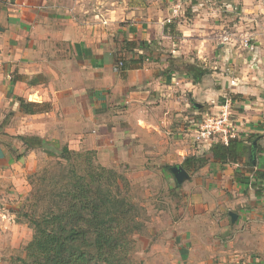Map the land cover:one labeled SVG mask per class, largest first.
<instances>
[{"label":"crops","instance_id":"obj_1","mask_svg":"<svg viewBox=\"0 0 264 264\" xmlns=\"http://www.w3.org/2000/svg\"><path fill=\"white\" fill-rule=\"evenodd\" d=\"M219 1L227 11L238 7L257 25L263 20L264 0ZM201 4L197 0H0V120L9 113L11 102L16 99L20 109L24 100L35 104V113L23 112L33 120L29 136L44 140L43 147L60 141L74 152L97 153L107 168L129 164L136 173L147 169L152 157L153 165L170 171L181 166L177 160L204 150L203 145L196 149L184 140L185 134L194 136L201 114L217 109L229 91L254 92L249 95L255 98L253 104H243V117L249 122L239 132L244 138L262 137V151L254 156L255 169L264 171V130L255 125L264 117L259 94L264 87L259 70L263 27L253 32L256 48L245 49L259 72L247 86L238 87L215 66L225 62L231 51L227 44L214 43L218 27L207 15L210 9L203 10ZM189 6L191 19L185 13ZM129 42L134 45L131 51L126 47ZM122 52L132 64L117 70ZM16 148L0 144V219L14 215L6 208L10 211L21 201L8 193L25 190L20 176L33 166L36 150L22 143ZM23 150L26 155L18 161L16 156ZM139 164L144 167L137 168ZM210 165L221 164L211 160ZM221 167L229 168L230 177L240 168ZM235 183L240 187L236 204L241 207L227 211L233 238L224 248L211 246L216 258L210 264H264V215L258 208L264 198L256 197L253 188L245 196L242 184ZM213 200L210 204H215ZM212 210L215 206H210ZM232 213L237 215L235 222Z\"/></svg>","mask_w":264,"mask_h":264},{"label":"rangeland","instance_id":"obj_2","mask_svg":"<svg viewBox=\"0 0 264 264\" xmlns=\"http://www.w3.org/2000/svg\"><path fill=\"white\" fill-rule=\"evenodd\" d=\"M220 2L216 0L211 7L209 0H197V3L204 5L203 10L210 9L207 15L218 27L214 43L227 44L231 51L227 53L225 62L222 61L220 65L217 62L215 66L218 70L223 69L229 74L232 80L237 82L238 87L247 86V83L255 79V74L259 70L263 71L264 75V56L262 62H259V70L256 71L257 68L252 67V60L247 59L245 50L251 47L256 48L253 32L260 31L262 27L264 31L262 26L264 14L263 20L259 21L260 25H257L252 20H248L238 7L235 6L227 11V7ZM185 13L188 19L194 17L191 6L185 9ZM245 38L249 39L248 48L244 45ZM123 50L124 43H121V51ZM232 51L235 54L229 56ZM118 58L123 64L129 62L126 59L128 55L124 56V52L119 53ZM216 59L219 60L218 57ZM232 86L236 88L235 85ZM262 89L259 94L264 101V87ZM245 93L240 94L238 90L229 91L219 100L220 105L225 98L232 100L233 120L237 124V129H241L244 123L249 122L243 117L246 114L243 104L251 105L255 100L249 96L254 92ZM15 103L16 99L11 102L7 116L0 120V144L11 149H17V145L22 143L19 139L20 135L29 136L32 135L29 133L34 131L32 118L24 117ZM260 121L262 122H255V125L264 130V117ZM7 130L9 133L5 132ZM241 137H245V134L239 132L238 138ZM185 139H188V144L196 149L198 145H202V141H197L195 134L194 136L185 134ZM48 143L42 149H34L36 152L33 157V166L23 176H20L19 170L14 173L15 177L17 174L21 177V185L25 190L22 193L17 190L8 193V196L18 197L16 202L19 200L21 202L18 206H13L10 211L6 208V212L14 214L11 218L0 219V264H23L24 260H28V246L36 235L34 221H39L47 215L48 207H53V203L59 199L57 194L59 187L54 192L41 194V190L50 189L53 185L49 182L42 184L40 178L48 173L50 179L54 176L59 179L58 173L61 168L59 162L65 164L64 170L75 166L78 173L83 176L88 175V172L98 171V166L107 169L112 173L110 174L111 182L117 195L127 199L132 207V220L118 229L119 232H127L126 236L123 234L121 237V245L112 257L108 255L109 257L106 256L104 260L101 259L100 264H210V260L216 258V253L211 251V246L223 245L224 248L232 240L233 233L229 230L227 211L230 207L231 210H238L241 204L239 206L236 204L240 194L236 190L237 187L240 189L235 183V180H238L235 176L230 177L228 167L223 169L221 165L209 166L208 164L198 171H189L191 180L177 186L172 173L153 165L156 161L151 162L152 157L148 158L150 164L147 169L136 173L137 170H133L129 164L126 168L124 165H121L120 169L112 168V166L107 168L101 164L97 153L91 151L77 152L81 156L76 154L69 162L62 161V147L66 145L60 141ZM25 155L26 152L23 150L22 153L17 154L16 158L19 161ZM176 162L182 166L184 160L179 159ZM151 164L155 167H150ZM245 164L243 161V166L240 168L243 167L246 172L251 171ZM141 165L139 164L137 168L142 169L144 166ZM241 187L244 188V186ZM13 188L16 187L13 186ZM37 192L39 197L43 198L42 202H37V196L35 197ZM243 194L249 197L247 191ZM213 199L215 204H210L214 201ZM210 206H215L212 213ZM258 208L264 215V200ZM223 223H226V227ZM223 229L227 230V234ZM32 262L30 260V263Z\"/></svg>","mask_w":264,"mask_h":264},{"label":"trees","instance_id":"obj_3","mask_svg":"<svg viewBox=\"0 0 264 264\" xmlns=\"http://www.w3.org/2000/svg\"><path fill=\"white\" fill-rule=\"evenodd\" d=\"M133 46L130 42L126 43L130 51ZM131 64L132 61L125 62L123 70L131 67ZM19 104L22 112L35 113V104H26L24 100ZM261 138L251 135L231 139L227 145L221 142L203 145L202 153L187 157L182 166L188 172H194L207 166L211 160L221 165L239 166L245 161L251 171L238 168L235 178L245 191L253 188L256 197L260 198L264 196V171L255 169L258 158L254 155L258 156L262 151ZM19 139L28 150L42 149L45 145L38 136H19ZM62 154V161L65 162L72 160L76 154L81 156L68 147H63ZM59 164V179L56 176L50 179L48 173L40 178L42 184L49 182L53 185L50 189L41 190V194L54 192L59 187V199L53 203V207H48L47 215L34 221L36 235L28 246V260H24L23 264H100L101 259L108 255L112 257L121 245V237L123 234L126 236L127 232H119L118 229L132 220V207L127 199L117 195L111 182L112 173L107 169L98 166V171L83 176L74 164L67 170H64V163ZM36 196L37 202L43 201L38 192ZM30 260L33 262L30 263Z\"/></svg>","mask_w":264,"mask_h":264},{"label":"built area","instance_id":"obj_4","mask_svg":"<svg viewBox=\"0 0 264 264\" xmlns=\"http://www.w3.org/2000/svg\"><path fill=\"white\" fill-rule=\"evenodd\" d=\"M209 2H212L209 0ZM176 12V11H175ZM245 47H249V39L245 38ZM250 49H255L251 47ZM123 62H119L116 69H121ZM235 83L232 82V85ZM201 119L196 127L195 137L197 141H202V145L223 143L228 144L231 139L238 138L239 128L233 120L232 100L225 98L217 109L200 115ZM201 143V142H200Z\"/></svg>","mask_w":264,"mask_h":264},{"label":"water","instance_id":"obj_5","mask_svg":"<svg viewBox=\"0 0 264 264\" xmlns=\"http://www.w3.org/2000/svg\"><path fill=\"white\" fill-rule=\"evenodd\" d=\"M170 172L172 173L177 186L183 185L185 182L191 179V175L183 166H174L170 168ZM233 222L237 220L236 214H231Z\"/></svg>","mask_w":264,"mask_h":264}]
</instances>
